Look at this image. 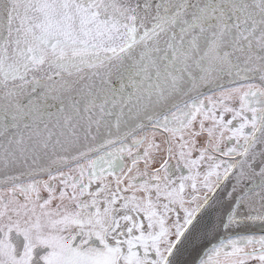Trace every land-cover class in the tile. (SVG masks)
Returning <instances> with one entry per match:
<instances>
[{
    "label": "snow or ice",
    "instance_id": "snow-or-ice-1",
    "mask_svg": "<svg viewBox=\"0 0 264 264\" xmlns=\"http://www.w3.org/2000/svg\"><path fill=\"white\" fill-rule=\"evenodd\" d=\"M0 264H264V0H0Z\"/></svg>",
    "mask_w": 264,
    "mask_h": 264
}]
</instances>
